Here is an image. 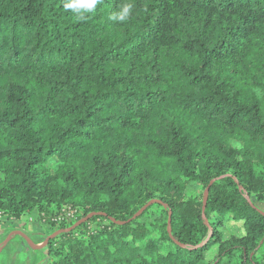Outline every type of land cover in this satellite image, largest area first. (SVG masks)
<instances>
[{"label":"trees","instance_id":"1","mask_svg":"<svg viewBox=\"0 0 264 264\" xmlns=\"http://www.w3.org/2000/svg\"><path fill=\"white\" fill-rule=\"evenodd\" d=\"M64 2L0 0V217L100 214L53 264H264V0Z\"/></svg>","mask_w":264,"mask_h":264},{"label":"rangeland","instance_id":"2","mask_svg":"<svg viewBox=\"0 0 264 264\" xmlns=\"http://www.w3.org/2000/svg\"><path fill=\"white\" fill-rule=\"evenodd\" d=\"M255 205L264 210L262 204L255 201ZM16 232L25 234L37 247L41 246L53 234L47 226L38 222L36 215H25L16 222L6 217H0V247L10 236L9 241L0 252V264H53L54 260L49 258L46 248L30 249L23 238L15 234ZM224 233L227 236H239L240 227L229 224L227 228H224ZM215 254L216 247L208 253V259H212Z\"/></svg>","mask_w":264,"mask_h":264},{"label":"clouds","instance_id":"3","mask_svg":"<svg viewBox=\"0 0 264 264\" xmlns=\"http://www.w3.org/2000/svg\"><path fill=\"white\" fill-rule=\"evenodd\" d=\"M101 0H65L64 9H71L78 19L85 18L89 13L94 14ZM135 0H122L118 10L113 12L110 19L113 23L124 24L133 15Z\"/></svg>","mask_w":264,"mask_h":264},{"label":"water","instance_id":"4","mask_svg":"<svg viewBox=\"0 0 264 264\" xmlns=\"http://www.w3.org/2000/svg\"><path fill=\"white\" fill-rule=\"evenodd\" d=\"M228 177H230V175L222 176V177H220V178H217V179L212 180V181L210 182L208 188L205 190V192H204V196H203V206H202V214H203V219H204V220H205V218H204V211H205V207H206V201H207V197H208V191H209V188H210V187H211L216 181H219V180H222V179H224V178H228ZM236 183H237V182H236ZM239 191H242V188H241V187H239ZM246 200H247V202H248L251 206H253L252 203H251V201H250V199H249V197L246 196ZM154 204H161V202L158 201V200H152V201L148 202L145 206H143V207H142V208H141V209L135 214V216L133 217V219L138 218L139 216H141V215L145 212V210H146L147 208L151 207V206L154 205ZM262 214H263V213H262ZM98 215H100V214L91 213V214H89L88 216H86V217H84L83 219H81L80 221L76 222V223H75L73 226H71L70 228H67V229H65V230H59V231L54 232V233L51 234V235H50V236H49V237L43 242V244H42L41 246H39V247L35 246V245L29 240V238H28L25 234H23L22 232H16L15 234L20 235V236L23 238V240L26 242V244L29 246L30 249H32V250H38V249L45 248L46 245H47V243L49 242V240L54 239V238H56V237L59 236V235H62V234H65V233H69V232L75 230V229H76L78 226H80L81 224H83V223L89 221L92 217H95V216H98ZM263 215H264V214H263ZM112 221L114 222V220H112ZM169 222H170V219H169ZM169 222H168V223H169ZM118 224H120V223H118ZM205 224L207 225L206 220H205ZM168 233H169V235H171L170 227H168ZM9 239H10V236L7 238L6 241L3 242L2 246L0 247V252H1V250L5 247V245H6L7 242L9 241ZM208 241H209V239H207V240H206L203 244H201L200 246L207 244Z\"/></svg>","mask_w":264,"mask_h":264},{"label":"built area","instance_id":"5","mask_svg":"<svg viewBox=\"0 0 264 264\" xmlns=\"http://www.w3.org/2000/svg\"><path fill=\"white\" fill-rule=\"evenodd\" d=\"M63 213L68 218H73L74 217V212H72L71 210H63Z\"/></svg>","mask_w":264,"mask_h":264}]
</instances>
